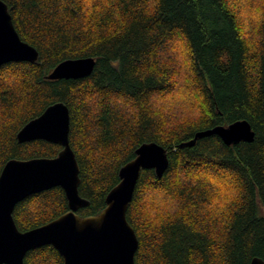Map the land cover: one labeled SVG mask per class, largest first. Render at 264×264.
<instances>
[{"label":"trees","instance_id":"1","mask_svg":"<svg viewBox=\"0 0 264 264\" xmlns=\"http://www.w3.org/2000/svg\"><path fill=\"white\" fill-rule=\"evenodd\" d=\"M4 1L40 56L0 66V173L9 159L61 151L44 139L19 142L17 133L63 101L79 191L90 202L81 216L105 208L141 144L167 149L168 168L161 177L142 171L127 212L139 239L136 264L264 259V0ZM86 56L96 59L91 75L47 77L61 61ZM239 119L251 123L254 141L227 145L211 135L182 146L198 131ZM68 209L56 186L19 202L14 218L26 231ZM24 261L63 264V257L43 245Z\"/></svg>","mask_w":264,"mask_h":264},{"label":"water","instance_id":"2","mask_svg":"<svg viewBox=\"0 0 264 264\" xmlns=\"http://www.w3.org/2000/svg\"><path fill=\"white\" fill-rule=\"evenodd\" d=\"M39 56V50L21 38L7 2L0 0V66L11 61L36 62ZM95 65L92 56L70 58L47 77L83 78L92 74ZM70 125V108L58 101L18 131L19 142L44 139L63 148L54 157L12 158L5 163L0 173V264H24L28 251L43 245H53L63 264H136L139 239L127 212L142 171L155 169L161 177L168 168L167 149L154 141L141 144L135 157L120 168V180L108 192L105 208L96 215L81 216L78 210L90 202L79 191L81 166L70 142ZM211 135H218L227 145L255 139L251 123L239 119L198 131L182 146ZM56 186L64 189L69 209L47 223L20 230L14 218L17 204ZM249 264H264V259L256 256Z\"/></svg>","mask_w":264,"mask_h":264},{"label":"rangeland","instance_id":"3","mask_svg":"<svg viewBox=\"0 0 264 264\" xmlns=\"http://www.w3.org/2000/svg\"><path fill=\"white\" fill-rule=\"evenodd\" d=\"M180 43L178 42V43H176L175 45H174V47H178V49L179 48H181V49H183V46L182 45H180ZM183 80H184V78H180V84H179V86H178V89L180 88V87H182L183 88V86L181 85V83L183 82ZM174 96H175V98H178V99H180V97H181V92L180 93H178L177 91L173 94ZM179 95H180V97H179ZM168 100H170V99H168ZM185 100V99H184ZM163 102H168L167 100L165 101V100H163V99H161V98H159L158 99V101H157V103L158 104H160V103H163ZM180 102H182L181 100H179L178 101V103H180ZM185 103H187V101H185ZM161 105V104H160ZM167 105V104H166ZM191 111H196V110H194V109H191ZM151 197H153L154 198V195H152V196H150L149 198H151ZM152 199V198H151Z\"/></svg>","mask_w":264,"mask_h":264}]
</instances>
